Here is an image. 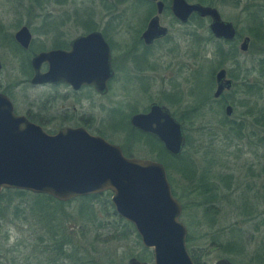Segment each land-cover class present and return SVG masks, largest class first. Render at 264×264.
<instances>
[{
	"label": "rangeland",
	"instance_id": "obj_1",
	"mask_svg": "<svg viewBox=\"0 0 264 264\" xmlns=\"http://www.w3.org/2000/svg\"><path fill=\"white\" fill-rule=\"evenodd\" d=\"M207 3L217 8L223 20L235 26L237 38L232 46L237 54L220 64L227 58L231 44L215 39L208 28L209 19L203 18L198 46L201 80L207 83L211 70L224 67L234 84L219 99H214L213 80L210 94L214 100L202 104L201 83L196 88L201 92L197 97L200 100L194 103L188 80L190 71L186 68L180 74L184 98L179 103L181 107L174 108L184 114L181 123L186 143L181 154L177 158L169 156L155 137L129 135L127 121L131 109L142 111L147 107L145 92L136 91L134 105L131 97L134 91L127 95L117 90L116 97V90H112L110 96L100 99L102 107L91 110L95 117L88 128L91 132L94 128L103 131L127 156L157 160L164 165L172 194L182 206L179 218L187 229V249L201 262L214 264L219 258H227L234 264H264V73L257 70L258 63L264 61V38L254 37L249 14L250 10L264 6V0ZM52 11L50 0H0V34H10L26 23L35 40L49 46L50 36H44L48 33L43 34L42 28L45 20L52 17ZM245 36L250 37L249 46L241 51L239 46ZM186 40L189 42L184 39V46L188 44ZM16 49L13 42L0 41V58L4 61L0 82L4 84L26 81L29 76V72L18 67L21 58ZM220 50L223 58L218 55ZM165 86L162 91L172 89L167 87L168 83ZM156 89L153 97L159 98L161 91ZM46 91L21 85L19 95L39 98ZM113 99H117V131L111 125ZM227 103L232 106L230 116L224 113ZM88 197L72 198L65 203L52 200L47 204L46 200H38L35 193L8 196L9 206L0 212V264H73L58 257L52 260L58 256L55 249L61 232L71 239L77 253L85 257V263L76 260L74 264H126L130 257L138 258L152 251L144 249L134 226L115 212L111 192ZM50 218L59 230V235L53 238L44 227Z\"/></svg>",
	"mask_w": 264,
	"mask_h": 264
},
{
	"label": "water",
	"instance_id": "obj_2",
	"mask_svg": "<svg viewBox=\"0 0 264 264\" xmlns=\"http://www.w3.org/2000/svg\"><path fill=\"white\" fill-rule=\"evenodd\" d=\"M175 2L174 11L180 18L195 11L211 19L209 29L216 38H234L235 26L223 20L217 8L187 4L184 0ZM16 38L27 47L31 38L28 28L21 27ZM249 42V36L243 37L240 50L246 51ZM45 61L48 70L41 73L39 66ZM82 63V54L77 51L40 52L32 58L35 73L30 81L33 84L58 80L75 83V76L87 75ZM90 69L88 74L92 75ZM215 77L213 97L217 98L231 88L232 80L226 78L223 68ZM224 113L230 116L232 106L226 105ZM130 123L157 136L173 156L181 154L185 134L181 123L165 106L153 104L148 112L132 115ZM4 189L47 194L59 201L110 191L115 212L133 224L142 245L152 250V264H195L186 246L187 229L179 218L182 206L172 194L161 162L127 156L119 145L81 126L47 133L41 126L16 115L9 99L0 94V193ZM126 264L149 263L132 256ZM214 264L234 263L219 258Z\"/></svg>",
	"mask_w": 264,
	"mask_h": 264
},
{
	"label": "flooded vegetation",
	"instance_id": "obj_3",
	"mask_svg": "<svg viewBox=\"0 0 264 264\" xmlns=\"http://www.w3.org/2000/svg\"><path fill=\"white\" fill-rule=\"evenodd\" d=\"M184 1L187 4L198 3L213 7L207 3L208 0ZM50 4L53 9L52 17L48 21L45 20L46 23H43L42 28L43 34L48 33L44 36H50L49 46L40 45L33 37L31 27L26 23L20 24L10 34H0L2 37L0 41L9 40L17 48L21 58L19 69L29 72L26 81L6 84L0 82V94L9 99L16 115L25 117L50 134L67 127L81 126L91 134L99 135L113 143L111 139H107L103 131L94 128L91 132L88 126L93 116L95 117L90 114L91 110L102 107L103 104L99 103L100 99L110 96L114 89L116 97L117 90L124 91L127 95L130 91H134L131 96L134 99L132 102L134 105L137 102L134 97L136 91L147 94V107L142 111L131 109L127 129L139 130L131 125V116L148 112L153 104L165 106L170 115L181 123L184 114L180 113L177 107H181L179 103L184 98L181 97L184 92L179 84L182 79L180 74L186 68L190 71L189 75L191 74L188 80L195 99L194 103L200 100L197 97L201 92L198 93L196 89L197 85L200 87L202 83L201 51L198 48L199 30L203 18H208L210 23L209 17H202L192 11L182 19L174 11V6L177 4L175 0H50ZM60 7L63 11L58 12ZM23 26L27 27L31 34L27 47L22 46L16 38V32ZM212 36L221 42L233 44L237 38V31L231 40L216 38L213 34ZM186 38L192 44L186 40L188 44L184 46ZM48 50L77 51L82 54L83 72L87 75L75 76V83L65 80L31 83L30 80L35 73L32 58ZM26 53L30 56L26 55V57ZM0 63L1 71L4 66L1 58ZM90 68L92 75L88 74ZM222 68L226 70V78L232 80V86L234 84L233 79L228 76L227 69L219 67L215 71L211 70L215 88L216 73ZM47 70L48 63L42 62L39 72L43 73ZM167 83V87L172 89L162 91ZM21 85L30 89H46L47 91L42 92L39 98L25 97L19 95ZM156 88L161 91L159 98L153 97V89L157 90ZM228 90H224L214 99H219ZM178 99L181 100L178 101ZM113 103L111 125L114 127L113 130L117 131V99H113ZM176 105L177 107L174 108ZM126 116L123 118L125 121ZM182 128L185 134L183 125ZM143 133L157 138L154 134Z\"/></svg>",
	"mask_w": 264,
	"mask_h": 264
},
{
	"label": "trees",
	"instance_id": "obj_4",
	"mask_svg": "<svg viewBox=\"0 0 264 264\" xmlns=\"http://www.w3.org/2000/svg\"><path fill=\"white\" fill-rule=\"evenodd\" d=\"M209 1V0H208ZM264 6H259L258 8L252 9L249 11V14L251 16L250 20L252 23V28H253V33H254V37L256 38H264ZM229 51L227 52L228 56L227 58H224V60L220 61V64H222L225 60H229L232 59L236 56L237 52L235 50V48L232 46L228 49ZM219 56H221L223 58V53L220 50ZM259 66L257 67V70L260 73H264V61L259 62L258 63ZM220 66V65H218ZM212 83H213V71L210 72L209 76H208V82H203V86H202V100L201 103L205 104L206 101L211 100V94H210V90L212 89ZM259 87V86H258ZM214 100V99H212ZM128 126V125H127ZM129 127V126H128ZM131 136H134V133L139 134V135H145L147 137L153 138L151 135L143 133L139 130H135V129H129ZM156 139V138H155ZM158 140V139H157ZM159 141V140H158ZM160 142V141H159ZM162 145V144H161ZM164 151H166V149L164 147H162ZM124 152V150H123ZM166 153L174 158H177L178 156H173L172 154H170L168 151H166ZM124 154H126L124 152ZM110 193V191H104V194ZM32 194V192L26 191V190H21V189H4L1 193H0V212H4V209L6 210L9 206V200H7L8 196L10 195H15L18 197H22L25 195H29ZM97 194H91V195H87V196H79V198L85 200L86 198H90L88 196L91 197H95ZM35 196L38 197V200H46L45 203L49 204V201H54L56 200L57 202H62L65 203L64 201H59L57 199H55L54 197L47 195V194H36ZM4 198L6 200H4ZM77 198V197H75ZM6 201V202H4ZM71 201V200H68ZM66 201V202H68ZM89 207V206H88ZM44 208V207H41ZM214 212H216V210H213ZM44 214H40V217H42ZM2 217V214H0V219ZM44 217V216H43ZM53 217L55 218V216L53 215ZM51 221H49L44 227L48 229L47 231V235H51L50 238H53L55 235H59V230L57 229L58 227L55 226L53 223V218H50ZM122 219V217H121ZM124 219V218H123ZM56 220V218H55ZM127 221V220H126ZM58 222H60V219L58 218V221L55 222L58 224ZM129 222V221H128ZM50 224V226H48ZM130 223V222H129ZM132 224V223H131ZM133 225V224H132ZM137 236L139 237V235L137 234ZM71 239H67V235L65 234V232H61L60 235V239H59V244L58 247H56V254L58 256H53L52 260L55 259L56 257H58L59 259L63 260V259H68L70 260V262H72L73 264L75 263L76 260H79L81 262H83L85 260V257L83 255H80L79 253H77V249L76 247H72L71 246ZM64 246V247H63ZM144 249H148L146 247H144ZM191 255L192 260L194 261L195 264H204L203 262L200 261V259L195 256V254L192 252H189ZM138 259L140 260H145V261H149V260H153V253L152 251H150L149 253L143 254L142 256H139ZM55 261V260H54ZM85 263V261H84Z\"/></svg>",
	"mask_w": 264,
	"mask_h": 264
}]
</instances>
